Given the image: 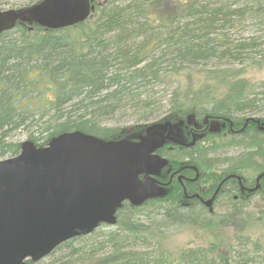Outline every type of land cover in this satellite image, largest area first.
<instances>
[{"label":"trees","instance_id":"trees-1","mask_svg":"<svg viewBox=\"0 0 264 264\" xmlns=\"http://www.w3.org/2000/svg\"><path fill=\"white\" fill-rule=\"evenodd\" d=\"M39 1L30 0L28 5ZM219 2L108 0L97 2L93 15L85 21L65 28L18 21L15 28L0 35V155L18 154L21 144L8 142V137L12 131L34 123L40 127L39 135L31 133L30 138L38 146L71 131L106 140L139 135L144 132L143 123L118 128L103 125L101 119L127 109L131 95L148 119L157 111L153 107L156 101L144 87L163 83L171 76L177 81L179 77L187 86L172 92L171 110L164 119L191 115L232 119L235 111L264 109V92H257L256 83L246 78L247 66L230 67L231 63H246L245 58L258 64L254 54L264 44V35L236 40L228 38L223 29L243 14L255 13L253 7L233 10L228 3ZM256 12L261 16L264 9ZM139 37L142 40H136ZM210 60L228 66L194 67ZM233 143L264 148L258 135L237 137ZM226 146L223 142L216 145ZM204 159L207 164L212 162L206 156ZM228 204L220 215L210 213L206 206L191 210L192 205H177L175 196L150 199L141 206L125 202L118 211L116 229L107 234L106 241L114 243L110 254L98 257L94 249L76 247L74 242L84 238L80 236L60 244L49 256L70 248L71 258L66 264L251 263L261 246L249 248L250 241L240 233L252 213L238 201ZM193 212L205 217L193 219L189 217ZM175 225L197 226L214 239L178 254L167 249L163 240V229ZM230 228L232 237L226 233ZM142 233L159 237L155 252L135 245L138 240H149ZM59 258L64 264L62 256Z\"/></svg>","mask_w":264,"mask_h":264},{"label":"water","instance_id":"water-1","mask_svg":"<svg viewBox=\"0 0 264 264\" xmlns=\"http://www.w3.org/2000/svg\"><path fill=\"white\" fill-rule=\"evenodd\" d=\"M94 8L93 0H41L23 9H0V35L19 19L51 29L70 26ZM175 127L170 120L151 123L138 141L63 132L45 146L24 141L17 155L0 159V264L38 261L100 223L115 224L123 201L141 205L163 195L150 175L167 159L154 152Z\"/></svg>","mask_w":264,"mask_h":264},{"label":"rangeland","instance_id":"rangeland-1","mask_svg":"<svg viewBox=\"0 0 264 264\" xmlns=\"http://www.w3.org/2000/svg\"><path fill=\"white\" fill-rule=\"evenodd\" d=\"M108 3V0H96V2ZM205 1V0H202ZM212 2L220 1L219 3H228V6L231 7L233 10L240 9L243 7H253V11L255 13H245L240 18H234L237 19V21H232L230 23H227L225 27H223L224 32L228 33L231 38L238 39H249L250 37H257L264 35V14L260 16V13H257L256 11L258 9H264V0H211ZM30 0H0V9H15V8H25L26 6H29L28 3ZM213 4H211V7ZM210 7V8H211ZM259 15V16H258ZM22 20V19H20ZM142 20V19H141ZM32 23V21H29ZM77 24V23H76ZM75 25V24H73ZM134 40V38H133ZM136 40H142L140 37ZM254 56L257 58L256 60H259L260 62L258 64L253 63L249 59L243 60L246 63H231L230 67H237V68H243L245 65L247 66L244 73L248 80H251L255 84V89L257 92H264V44L261 46L259 50L254 54ZM261 65V67H258ZM218 66H228L227 63H220L217 60H210L207 62L199 63L198 65L194 66L199 69H207V68H216ZM167 81L155 83V84H149L148 87H144L143 90H146L149 93H152L154 96V100L156 103L153 105L156 112L152 113L151 117L148 119H145L144 112L139 111L136 109V101L133 98V95L130 96V100L127 101L128 108L124 109L122 111L116 112L115 115L112 116H105V118L101 119L102 124L106 126L111 127H118V128H125L127 126L135 127L136 125H140L137 123H143L145 124V127L143 129L144 132L140 133L139 135H145V128L147 125L151 123H156L158 120L164 119V117L168 114V112L171 110V97L173 95V91H176L177 89H184L187 86V83L184 81H180L178 77V81L176 77L171 76L166 78ZM150 98V99H153ZM134 106V107H133ZM133 107V108H132ZM149 115V114H148ZM237 117L246 119L249 117L256 118L258 122L263 125L264 124V109H255V110H246V111H235V114ZM195 117L188 118L194 119ZM44 120V119H43ZM186 120H180L178 121V126L183 128L182 126L184 124H190L192 121H188L185 123ZM35 124V123H34ZM27 126L23 128L16 129L11 132L10 136L8 137V142H16L19 144H22L24 141L31 140L30 135L33 133L34 135H39L40 127H37L36 125ZM175 131V128H174ZM131 137H122L118 139L123 138H134L133 141L141 140L140 137L136 139V136ZM52 139V138H51ZM50 139V140H51ZM115 138V140H118ZM49 140V141H50ZM33 141V140H32ZM43 141V140H42ZM41 141V142H42ZM49 143V142H48ZM37 145V144H36ZM47 145V144H46ZM21 146V145H20ZM38 146V145H37ZM45 146V145H44ZM21 150V148H20ZM20 152V151H19ZM154 155L159 156L160 158H164L160 155L159 150H156L154 152ZM13 156L11 153H7L5 155H0V159H5L8 157ZM156 157V156H155ZM156 159H159L156 157ZM163 160V159H162ZM161 160V161H162ZM160 161V163H161ZM160 166H157L159 168ZM164 166H161V168L158 171V175L160 174V171L163 170ZM254 170V169H253ZM250 171L249 174L250 175ZM151 177H156V174H151ZM160 187L159 192L164 193L161 196H155L152 197V199H166L168 200L171 197L172 188L167 186V183H160L158 180L155 181ZM165 201V200H162ZM132 204L130 201H125ZM124 202V203H125ZM147 202V201H146ZM144 202V203H146ZM123 203V204H124ZM143 203V204H144ZM123 204L117 209L116 211V217L118 220V211L123 206ZM141 204V205H143ZM133 205V204H132ZM213 208L216 209V214L219 213V210L222 209V212H225L227 210V206L225 205H215ZM154 211V209H153ZM245 211L251 212V216L249 215L247 220H245V227L246 229L240 233L242 237H245V240L250 241V247L249 248H255V244H260V252L258 253V257L251 263L248 262V264H264V196H254L253 199L250 201L249 206H247V209ZM221 212V211H220ZM192 213V216L190 214L189 217H192L193 219L196 217L198 219L204 218L205 215H198ZM209 215L210 213L207 212ZM206 216H208L206 214ZM172 227V228H171ZM171 227H166L163 229V232H165L166 237L164 240V245L167 249L178 252V254L184 250L189 248H196L201 245H204L205 242H207L208 239L212 240L214 237H212L210 234H207L204 230H199L197 226H188L183 227L181 225H175ZM116 229V223L115 224H107V223H100L97 227H95L92 231L88 233H81L71 239L84 236L83 239L77 240L74 242L76 247L84 246L86 250L88 249H94L93 253L97 255L98 257H102L104 255H108L111 253V251L114 248L113 242H107V234L109 231ZM96 230V231H95ZM95 231V232H94ZM157 233V232H156ZM226 233L229 237H232L234 235V231L232 228L230 230H226ZM143 237L149 238L148 234L142 233ZM248 237V238H246ZM70 239V240H71ZM138 244H135L136 246H139L138 249L145 250V251H156L157 244L159 245V237L156 238H149L148 241H137ZM234 243V246H237ZM101 248L102 250L97 251L96 248ZM226 250V248H225ZM237 251H241L240 247H236ZM72 250L69 248V250L63 251L58 253L57 255L50 257L46 256L44 258H41L38 261H35L34 264H61L62 261L60 260V256H62V259H64V264H66V260L71 258L70 253ZM154 251V252H155ZM238 254V252H237ZM57 259V261H54L53 259ZM74 260V259H71ZM74 262V261H73ZM240 264L244 263L243 260L239 261Z\"/></svg>","mask_w":264,"mask_h":264},{"label":"flooded vegetation","instance_id":"flooded-vegetation-1","mask_svg":"<svg viewBox=\"0 0 264 264\" xmlns=\"http://www.w3.org/2000/svg\"><path fill=\"white\" fill-rule=\"evenodd\" d=\"M168 120L177 124L180 120L192 121L183 128L175 127V131L172 128L169 138L157 149L167 163L160 174H156V179L173 189L169 199L175 196L177 205L182 202L186 206L199 202L209 210L226 192L230 193L225 196V202H250L256 195L264 196V148L233 143L237 137L258 135L264 144V124L256 118L237 116ZM220 141L229 146L216 147ZM200 149L206 150L211 163L203 164L198 160ZM232 185L239 190L230 189ZM211 198V206H207L205 201Z\"/></svg>","mask_w":264,"mask_h":264},{"label":"bare ground","instance_id":"bare-ground-1","mask_svg":"<svg viewBox=\"0 0 264 264\" xmlns=\"http://www.w3.org/2000/svg\"><path fill=\"white\" fill-rule=\"evenodd\" d=\"M134 107V106H133ZM132 107V108H133ZM136 109L137 110H139V111H142V108L141 107H139V106H136ZM199 158H198V160L201 162V163H203V164H207V161L205 162L204 160V156H206V158L208 157V155H207V152L205 153V150L204 149H200L199 150ZM209 158V157H208ZM209 160H212V159H210L209 158ZM230 189H233V190H239V188H237V187H235V186H230ZM228 193H230V192H226V193H224V194H222L223 196H220L219 198H218V200H217V205L218 204H220V205H225V206H227V205H229L228 203L229 202H225L224 200H225V196H227V194ZM239 204H241V206L243 205V208H244V210L247 208V206H249V204H250V202H246V201H244V202H239ZM194 205V206H193ZM192 206H190V208H191V210H195L196 209V207L195 206H198V207H203L204 205H202L201 203H199V202H196L195 204H193ZM205 207V206H204ZM214 211L215 212H217L216 211V209H214ZM221 211V212H220ZM223 210L222 209H220L219 210V213L218 214H222V213H224V212H222ZM196 213V212H195ZM194 213V214H195Z\"/></svg>","mask_w":264,"mask_h":264}]
</instances>
